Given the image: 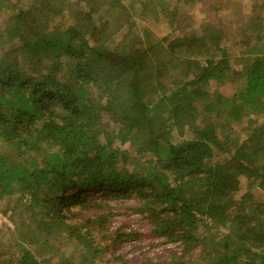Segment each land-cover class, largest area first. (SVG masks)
<instances>
[{
  "label": "trees",
  "instance_id": "1",
  "mask_svg": "<svg viewBox=\"0 0 264 264\" xmlns=\"http://www.w3.org/2000/svg\"><path fill=\"white\" fill-rule=\"evenodd\" d=\"M245 9L0 0V264H264V0ZM103 199L159 260L117 252L143 234Z\"/></svg>",
  "mask_w": 264,
  "mask_h": 264
},
{
  "label": "rangeland",
  "instance_id": "2",
  "mask_svg": "<svg viewBox=\"0 0 264 264\" xmlns=\"http://www.w3.org/2000/svg\"><path fill=\"white\" fill-rule=\"evenodd\" d=\"M25 2H27L28 0H24ZM219 1V0H218ZM240 2V7L242 8V13L245 12V8H247V4L249 3V0H238ZM201 4V3H200ZM199 7V8H198ZM197 8L195 6L194 8V13L192 12V14L194 15V18L196 21H204L207 22L208 19V12L207 11H203V8L201 5H199ZM193 8V7H192ZM233 9L231 8L230 11H232ZM203 11V12H202ZM227 12V11H225ZM239 12V11H237ZM236 13V12H235ZM221 15L224 16L226 15L221 13ZM237 19V15L234 17V19ZM232 19V18H229ZM229 20H225L221 25L222 27H224L225 25H227ZM235 26L237 25V23L234 24ZM166 28H161L159 31L161 34H164ZM233 53V52H232ZM235 53V51H234ZM239 84H222L219 85L217 87V91L220 92H227V93H232L236 88H238ZM258 121H263L262 116H260L258 118ZM246 127H238L236 129H234V135H241L245 132ZM124 147H127L126 145ZM255 198L259 201L260 198V194L256 193L255 194ZM98 200H102L100 199V197L97 198ZM105 201H103L104 203H107L111 208L110 210L112 212L115 213L114 217L112 218L111 221V227L112 229L117 228V227H123L124 229H136L138 232L142 233L143 235H141V241H132L130 243H127L126 245L124 244L123 246H121L117 252L118 253H123L125 255L126 258H133L135 260H139L142 257V254L145 253L146 256L149 257H153L154 261L159 260V256L162 255V247L163 246H155V247H150L149 242L154 241V243H157L158 241H160L159 239H152L151 237H149L148 234V224L147 221L141 219L140 217H138L139 215L137 213H133L134 211L130 209L131 206V200L129 199H124L122 201H116L114 199H103ZM9 204H6L4 207H0V228H1V232H0V236H4V233H6V225H8V227H13V223L10 221V219H8V215H4L1 212V209H5V207H8ZM11 205V204H10ZM8 214L10 213L7 212ZM59 237V236H57ZM56 237V238H57ZM5 238V237H3ZM56 241H61L60 239H56ZM63 248H67L68 251L71 252L72 248H71V244L70 246L67 244H63L62 245ZM167 247H173L172 244H167ZM162 251V252H161ZM143 252V253H142Z\"/></svg>",
  "mask_w": 264,
  "mask_h": 264
}]
</instances>
